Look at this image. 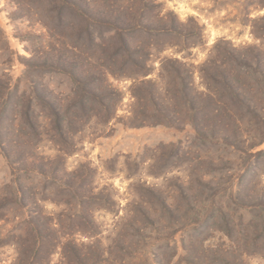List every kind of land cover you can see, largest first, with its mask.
<instances>
[{"label":"trees","instance_id":"obj_1","mask_svg":"<svg viewBox=\"0 0 264 264\" xmlns=\"http://www.w3.org/2000/svg\"><path fill=\"white\" fill-rule=\"evenodd\" d=\"M72 1L75 0H48L47 6L43 8L49 17L50 13L69 10L77 3ZM106 4L108 9L104 8L97 13L106 22L113 17L120 20L119 17L125 15L120 11L124 8L111 11V3L107 0ZM140 14L143 15V20L134 18V22H131L128 17L122 25L110 26L107 41L103 38L94 42V45L101 48V53L87 55L86 63L83 51L80 55L72 50L71 59H76L74 64L77 67L71 66L69 77L74 81L75 88L65 98H54L50 90L41 98L49 99L44 104L51 109V113L45 121L49 122L55 134L49 139L55 143L54 155L36 152L45 133V125L40 120L41 115L34 112L31 106H25V103L22 105L18 128L8 144L1 141L4 132L0 131V148L15 152L18 173L21 169L23 172L34 170L41 173L44 181L48 182L46 186L58 187L57 193L61 198L66 196L62 202H58L61 205H70L72 200L69 197H75L81 208L94 204L95 208L114 212L118 206L112 191L107 187L98 188L94 185V171L91 167L84 164L77 170H68L66 166L67 157L75 151L74 133L83 131L91 121L106 127L116 117L117 107L123 96L110 77L133 80V106L140 108L138 112L132 110L125 118V124L131 127L164 125L177 130L190 126L194 132L193 138L199 140L200 144L234 149L231 152L239 160L238 167L235 168L231 158L222 155L217 160L209 154L190 157L187 165L191 173L205 165L211 166V169L216 168L220 173L228 167L225 173L234 175L237 171L241 177L243 169V173L250 171L263 160L261 156L264 158V148L259 149L264 143V43L235 46L230 41L221 39L214 45L210 56L198 65L186 59L189 53L182 57H161L155 51L161 54L165 51L166 44L169 47L179 46V51H189L201 46L204 41L203 28L193 19L187 23L180 20L173 10L165 11V8L159 7L156 0H143V14ZM256 21L262 24L257 28L253 26L256 36L261 39L264 35V17ZM45 25L49 31L52 30L49 24ZM112 39H116L119 47L112 50L104 48ZM171 39H177L178 42H170ZM182 42V45L178 44ZM154 57L159 59V66L156 76L152 77L156 62ZM78 58L83 60L81 66L76 64L79 63ZM106 61L111 64H106ZM196 76L201 79V88L196 84ZM40 90L42 94L47 91L45 87ZM2 98L0 96V124L5 112V101L1 103ZM31 135L36 136V143L31 141ZM179 152L188 156V151L183 146H180ZM134 165L138 171L137 160ZM221 165L224 167L220 168ZM205 171L200 172L196 178L192 176L190 180L180 181V193L187 195L186 192L195 190L209 193L215 189L214 193L217 194L218 189L213 187L214 177L207 179ZM13 183L18 186L17 189L7 195H0V221L5 219L4 211L8 206L17 205L27 209L24 222L17 226L18 232L0 236V247L10 244L16 247L17 256L13 264H123L127 253L120 260L113 256L112 245L104 244L100 238L101 232L93 212L83 217L85 213L80 214L82 228L78 226L65 231L63 224L46 213L40 205L42 201L51 198L44 194L38 196L35 189L27 192V187L20 181ZM241 189L249 201L243 203L249 207L245 209L249 218L244 227H239L243 228L242 234L247 238L243 239V244L236 240L240 247L238 254L231 256L233 251L221 245L206 246L205 239L202 238V233L222 222H226L225 230L229 229L227 234L234 237V226L228 212L222 210L220 205L214 206L218 208L206 214L197 212L189 230L184 226H178L179 229L174 230L164 228L168 233L167 239L173 237L176 231L186 230L188 235L179 247L178 243L171 245L170 242L157 246V251L151 252L152 264H249L243 255L262 254L260 249L264 247V234L262 237L257 232V196L251 193V183ZM252 202L255 203L251 204ZM164 206L180 208L174 202H166ZM220 217L225 221L220 222ZM170 219H173L172 214ZM139 229L140 227L136 228ZM77 232L84 234L88 240L77 241L73 238ZM177 249L181 250V254H178V260L173 261L172 257L177 254ZM56 253L60 258L54 262L51 257Z\"/></svg>","mask_w":264,"mask_h":264},{"label":"rangeland","instance_id":"obj_2","mask_svg":"<svg viewBox=\"0 0 264 264\" xmlns=\"http://www.w3.org/2000/svg\"><path fill=\"white\" fill-rule=\"evenodd\" d=\"M75 1L77 3L69 10L50 13V19L43 8L47 6L48 0H0V96L4 98L1 103L5 101L0 131L4 132L1 141L6 144L12 140L13 132L18 128L22 105L25 103V106H31L34 112L41 115L40 120L45 125V133L36 152L54 155L55 143L49 139L55 134L49 122L45 121L51 113V109L44 104L49 102V99L41 98L48 94V90L54 98H65L75 88L74 81L69 77L71 66H76V59H71L72 50L80 55L83 51L86 63V57L101 53V48L94 45V42L103 38L107 41L110 26L122 25L128 17L131 22H134V18L143 20V15L140 14H143V0H108L111 3V11L124 8L120 11L125 13L119 17L120 20L113 17L109 22L97 15L99 10L108 9L107 0ZM156 3L165 8V11L173 10L180 20L186 23L190 19L195 20L202 26L204 35L201 46L189 51H179V46L169 47L166 44L167 47L165 46V51L161 54L155 51L157 56L182 57L189 53L186 59L198 65L210 56L214 45L221 39L228 40L235 46L264 43V35L258 39L253 27L262 25L256 20L264 17V0H156ZM45 24H49L52 30L49 31ZM169 41L178 42L177 39ZM178 44L182 45L183 42ZM118 47L116 39L104 46L111 50ZM155 61L152 77L156 76L159 66V59ZM78 62L76 64L81 66L82 58H78ZM105 63L111 64L110 61ZM110 80L123 96L118 104L115 119L106 127L91 121L83 131L74 133L72 136L75 151L67 157L66 166L68 170H77L84 164L91 167L94 171V185L98 188L107 187L112 191L118 204L115 211L95 208L94 204L81 208L75 197H69L72 200L70 205H61L58 202H62L66 196L61 198L57 193L58 187L46 186L48 182L44 181L42 174L37 171L23 172L21 169L18 173L19 165L15 163V152L3 148H0V195H7L17 189L18 186L13 181H20L27 187V192L35 189L38 196H48L51 199L42 201L40 205L46 213H50L63 224L65 231L78 226L82 228L80 214L84 212L83 217L93 212L101 232L100 238L104 244L112 245L116 259L120 260L125 256L124 253H127L123 264H152L151 252L157 251V246L170 242L171 245L178 243L179 247L188 235L186 230L176 231L173 237L167 239L168 233L164 228L174 230L179 229L178 226H184L189 230L197 212L206 214L218 208L214 206L220 205L222 210L228 212L234 226V237L227 234L229 229L225 230L226 222H222L215 228L208 229L210 231L202 233V238L205 239L206 246L221 245L233 251L231 256L238 254L240 247L237 241L243 244V239L247 238L242 234L243 228L239 227H244L249 218L245 211L249 207L243 205L249 201L241 188L251 183V193L257 196V232L262 236L264 158L261 156L263 160L250 171L243 173V169L241 177L237 171L234 175L225 173L228 167L220 173L216 168L211 169V166L205 165L191 173L187 165L190 157L209 154L217 160V157L222 155L231 158L235 168L238 167L239 160L231 152L234 149L226 150L220 146L207 147L200 144L199 140L198 142L193 138L194 132L190 126L177 130L164 125L131 127L125 124L124 120L132 110L138 112L140 108L133 106V80L112 77ZM195 81L201 88V79L196 76ZM44 87L47 91L42 94L40 89ZM30 138L36 143L35 135ZM180 146L188 151V156L179 152ZM263 148L264 143L259 149ZM135 160L139 162L138 171L135 170ZM204 171L207 172V179L214 177L213 187L219 192L215 194V189L209 193L195 190L182 195L178 187L180 181L190 180L192 176L196 178ZM166 202H174L180 208H165ZM25 210L27 209L17 205L6 208V217L0 221V236L18 232L17 226L24 222L26 217ZM171 214L173 219H170ZM225 217L228 218L227 215ZM219 220L225 221L221 217ZM138 227L140 229L136 230ZM73 238L77 241L88 240L79 232ZM260 250V255H243V258L245 257L249 264H264V247ZM168 252L172 253L173 250ZM178 254H181L180 249H177V254L172 257L173 261L178 260ZM16 256L14 245L0 247V264H13ZM59 258L57 253L51 257L54 262Z\"/></svg>","mask_w":264,"mask_h":264}]
</instances>
